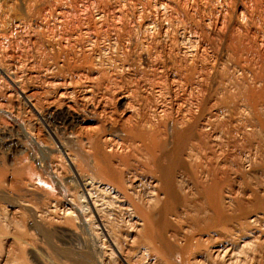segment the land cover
<instances>
[{"label":"rangeland","instance_id":"374dc122","mask_svg":"<svg viewBox=\"0 0 264 264\" xmlns=\"http://www.w3.org/2000/svg\"><path fill=\"white\" fill-rule=\"evenodd\" d=\"M0 67V264H126L95 213L80 210L75 168L99 181L93 196L129 264H264V0H0ZM91 73L99 76L91 91L68 85ZM65 103L81 119L75 127L50 121ZM137 114L168 129L199 117V146L185 149L186 166L175 173L176 193L190 209L179 198L174 211L161 212L153 200L147 238L106 195L118 185L111 168L86 153L90 137L121 142L124 121ZM57 137L72 139L73 165ZM198 177L218 179L221 186L207 183L220 186L213 198L235 215L216 226L223 236L199 243L208 232L192 215L204 195ZM145 179L138 190L149 198ZM255 214L259 220L248 223Z\"/></svg>","mask_w":264,"mask_h":264},{"label":"bare ground","instance_id":"6f19581e","mask_svg":"<svg viewBox=\"0 0 264 264\" xmlns=\"http://www.w3.org/2000/svg\"><path fill=\"white\" fill-rule=\"evenodd\" d=\"M97 18H99V17H97ZM88 59H89L88 56L83 58V62H81V68L86 66V62L88 61ZM79 67H77V68H79ZM81 68H80V70H81ZM62 69H64V68L62 67ZM88 69H90V67ZM0 70L3 71L2 67H0ZM59 72H61V71H59ZM3 73H5V72L3 71ZM92 75H93L92 73L89 74V75L85 74L84 75L85 76L84 80L82 79L83 77L81 78L80 75H79L80 78L73 79V81L71 79V82H68V85H70V86L71 85H73V86H77V85L83 86L88 91H91L92 89H94L93 86H95V85H93V82H95L96 79L99 77V76L93 77ZM7 76H8V74H7ZM101 76L102 77L103 76L106 77L105 75H101ZM9 78L12 81V83L15 86H17V83H16L15 79H13L12 77H9ZM100 78L98 79L97 83L99 82ZM101 81H103V79H101ZM101 81L99 82V84H101ZM104 81H103V83H104ZM59 84L62 85L61 82ZM107 87L108 86H106V88ZM252 95L253 94H251V96ZM63 96H65V95H63ZM121 97H123V96H121ZM25 98L32 105V102L30 101V98L27 97L26 95H25ZM203 105H204V103H203ZM32 106H34V105H32ZM200 109H201V107H200ZM190 110H188V112ZM74 111H73V109H72L70 104H66L65 103L63 108L62 107L53 108L51 110L50 116H49V118L51 120L50 119L49 120L54 122V123H57L59 125V127L62 126L61 124H63V125L64 124H68L71 127H75L76 124L81 121V119H80L79 116L76 115V113ZM193 111L191 110V114H192ZM195 113L197 115V112H195ZM209 113H211V112H209ZM212 116H211V118H212ZM188 119H189V117H188ZM191 119H192V121H190ZM198 119H199V117L197 118V116H193V118L190 117V120H188L189 121L188 123L190 124V126H186V124H185L184 125L185 127H183V128H174V127H172L170 129H168L166 127L167 125L165 124L164 121L154 122V121H151V120L145 118L144 116H141V115L137 114V115H135V117H130V118H128V119H126L124 121V122H127V123H126V125L124 127V139L121 142H118V141H116L114 139L109 140V141H107L106 139H105V141H103V140L100 141L98 139H94V138H91V137L88 140L90 145H89V150L86 151V153L88 155H91V154L94 155V157H96L98 159V161H100V163L106 164L107 167L111 168V172L113 173L115 179H117V181H118V182L116 181L118 183L117 186H113L112 188H109V190H111V191H107L106 192V190H105V193H107L106 195H109V197H110V199L112 201V204H113V206H115L117 212H121L122 214L124 213L129 219L131 218L134 221L136 232H138V233L142 232V236L146 237L147 232H149L148 231L149 228L153 227V222H152V217H151L152 216L151 215L152 212L148 211L149 208H150L149 205L152 204L151 202L153 200H156V202H158V204H160V206H161V212H166L168 210H172V208L175 207L174 205L176 204V202H178V199L181 197V196L179 197V194H181V193H179V192H178L179 194L176 193V191H178L179 189H176L177 185H176V180H175V173L177 172L176 170H178L177 168H179V167L182 168V167L186 166L185 165L186 164L185 163V158H184L185 149L189 148V149H191L190 151H192V150L194 151L195 147L197 148L199 146L198 144H199L200 141H199V139L197 137L198 136L197 130H199V129L195 130V127H197V123H199V122H197ZM208 119H207V121H208ZM183 121L185 122V120H183ZM212 122H213V119H212ZM201 134H202V131H201ZM71 140L72 139H69V141L67 139L66 140L62 139L61 140L60 138L57 137V145H58L57 149H58V151L61 154L63 153L65 155V157L68 159V161L70 162V164L73 165L76 156H74L70 152V149L68 148V144H67V143H70ZM111 141H112L111 148L109 147L110 149L108 151L107 149H105V146L108 147L107 144H109L108 142H111ZM113 146L114 147L117 146V148L124 147L125 153L123 155H121V156L117 155V153H115L117 150L114 152ZM205 146H207V144ZM73 153L75 154V152H73ZM76 154H77V151H76ZM78 154H79V151H78ZM79 155H81V153ZM193 156H194V153H193ZM117 159H118L119 162H118V165L115 166V164H113V162H115ZM187 159H188V157H187ZM211 159H212V157H211ZM259 161L257 163L258 165H259L260 162L261 163L263 162V161H260V162ZM103 164H101V165H103ZM124 165L127 168V170L128 169L130 170V171L128 170L126 174H124V172H122V170H121L122 169L121 166H124ZM262 166H263V164H262ZM107 167H105V168H107ZM188 167H191V166H188ZM258 167H260V166H258ZM195 168H197V167H195ZM216 168H217L216 169V171H217L218 167H216ZM74 170H75V179L80 183V187H81V189H80L81 190V194L79 195V197L81 199L80 200V202H81L80 204H82V205L80 207V210L83 213L87 212V211H91V212L95 213L96 218H97L96 221L98 220L97 223H99V229L102 231V234L106 237V239L108 240V242H109L110 246L113 248V250L117 251L121 255L122 261L124 263H126V264H129L127 259H125V257L122 256V253H121V250H120V246L118 245L117 241L114 238L115 237L114 233H113L114 231L111 228H109V225H107L108 222L106 223V220H104V218H103V216L101 214V212L103 211V209H102L103 206L102 205L100 206L101 203L98 204V201L93 196L92 189L97 187L99 181L96 180L94 175L92 177L88 173L87 174H82L76 168ZM214 171L215 170H213L211 172H214ZM210 173H208V174H210ZM208 174H207V177L209 176ZM214 174H215V172H214ZM181 175H183V174H181ZM194 175L197 176V174H195V173H194ZM215 175H217V173ZM196 176H194V177H196ZM140 177H145L146 178L145 180H147L148 183L150 184V187L152 189L151 190V194L152 195L149 196V198L147 197L148 195L146 196L147 198H145L144 195L142 196L140 194V191L138 190L139 189L138 181H140L139 180ZM202 177H200V178H202ZM213 179H214V176H213ZM213 179H212V181H213ZM206 180H208V178L203 179L204 182L202 181V179L197 180V178H196V181H198L197 182L198 187H200V191H202L204 195L201 197V199L198 202L195 200L197 202L196 206H194V204H193V207H195V212L192 211L194 214H192V212H191V214L193 215L194 223L200 224L201 227L204 229V231L207 230L206 232H208V234L205 233V234H207L206 238H204L205 236L203 234H201L198 237V240H197L198 243L201 240L202 241L211 240L214 237V235L223 236L222 232L216 231V226H218V223H222L223 226H225L224 223L230 222V214H232V213L229 212V209H228V208H230V207H228L230 205L226 206L225 202L221 201V199L215 201L214 198H213V197H215V195L213 196L214 193L215 194L219 193V192H216V189H217V191H219L218 188L221 186V184H219V182H217L218 179L217 178L215 179L218 184L215 181H214V183H211L210 182L211 180L209 181L210 184H215L216 183L217 185H220L216 189L214 187L217 186V185H215V186L211 185V187H209L207 185V183H209V182L205 183ZM177 182H178V179H177ZM186 182H187V179H186ZM183 185H185V184H183ZM99 186H100V184H99ZM181 187H182V184H181ZM181 187H179V188L182 190L183 187L182 188ZM187 189H190V187H188ZM187 192L189 193L188 190H187ZM197 193H198V191H197ZM185 195H186V197H188L187 193H185ZM192 195H190V196H192ZM194 197H195V195H193V198ZM257 197L256 198L254 197V198L257 199ZM183 198L184 197H182L180 199H182V201H183L182 204L186 207V205L188 204V203L186 204V201H188V200L185 201L184 200L185 198L184 199ZM198 198H200V197H198ZM216 198H218V197H216ZM227 199H229V198H227ZM104 201H105V199H104ZM227 202H229V200ZM227 204H230V203H227ZM189 205L190 204H188L187 207ZM180 207L183 208V206H179V208ZM191 207H192V205H191ZM110 208H112V207H110ZM188 208L190 209V207H188ZM184 209H183V211H184ZM188 210H187V212H188ZM191 210H194V208L191 209ZM172 211H174V209ZM185 211H186V209H185ZM113 212H114V210H113ZM117 212H115V213H117ZM187 212H186V214L188 215ZM173 213H175V212H173ZM173 213H172V215H176L177 212L175 214H173ZM111 214H113V213L111 212ZM143 214H144V216L145 215L147 216V217H144V219L145 218L149 219V221L147 220L148 221V226L146 225L147 222L144 224L147 227L145 230L142 229V228H139V226L142 225V223L140 221H141V216ZM182 214H184V212ZM233 214L231 216H233ZM163 215L165 216V214H163ZM180 215H181V212H180ZM192 215L190 216L191 218L188 215L189 219H191V220H192ZM178 216H179V214H178ZM160 217H161V215H160ZM166 217H167V215H166ZM259 217L260 216H257V214L252 215L250 217V219L247 220V222L248 223L250 222L252 224L256 223L259 220ZM167 218H169V217H167ZM161 224L162 225H160V228H159L160 230H162V227L165 228V226L167 224L166 220L163 219V222ZM169 225L170 224L168 223V226ZM152 229H150V230L154 231V229L153 230ZM163 231H165V230H163ZM149 233H148V235H149ZM226 233H230L228 231V229H227ZM155 235H157V234H155ZM226 235H224V237ZM150 236H149V238H150ZM242 237H243V235H242ZM151 238H154V237L151 236ZM226 238H228V236ZM152 240H154V239H152ZM134 241H136V240L134 239ZM137 241H138V239H137ZM134 243H136V242H134ZM229 243H227V244H229ZM231 246L232 245L230 244V247L226 248L228 251L230 250V252H232V253H229L230 255H232L233 251H234ZM138 247H141V246L138 245ZM142 249H143V252H145L146 255L149 254V249L147 247H142ZM140 252H142L141 249H140ZM180 253L181 252H178L176 255H175V253H172L171 256L174 259ZM142 254H144V253H142ZM180 256H182V254Z\"/></svg>","mask_w":264,"mask_h":264}]
</instances>
